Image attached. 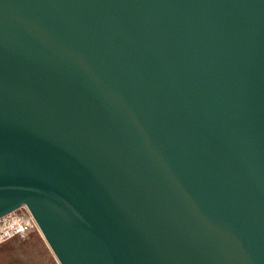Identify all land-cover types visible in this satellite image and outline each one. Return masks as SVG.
Here are the masks:
<instances>
[{"label": "water", "instance_id": "1", "mask_svg": "<svg viewBox=\"0 0 264 264\" xmlns=\"http://www.w3.org/2000/svg\"><path fill=\"white\" fill-rule=\"evenodd\" d=\"M60 264H264V0H0V218Z\"/></svg>", "mask_w": 264, "mask_h": 264}, {"label": "rangeland", "instance_id": "2", "mask_svg": "<svg viewBox=\"0 0 264 264\" xmlns=\"http://www.w3.org/2000/svg\"><path fill=\"white\" fill-rule=\"evenodd\" d=\"M0 264H60L36 228L24 237H15L0 244Z\"/></svg>", "mask_w": 264, "mask_h": 264}, {"label": "built area", "instance_id": "3", "mask_svg": "<svg viewBox=\"0 0 264 264\" xmlns=\"http://www.w3.org/2000/svg\"><path fill=\"white\" fill-rule=\"evenodd\" d=\"M16 218L19 219V221H26L27 224L24 227L17 228V231H15L13 235L9 237V239L7 240L13 239L18 236L24 237L25 235L29 234L33 229L37 228L36 220L32 212L26 205H22L18 207L17 209L13 210L12 212L0 218V220L3 219L4 221H6V220L16 219ZM11 229L13 228H10V230Z\"/></svg>", "mask_w": 264, "mask_h": 264}, {"label": "bare ground", "instance_id": "4", "mask_svg": "<svg viewBox=\"0 0 264 264\" xmlns=\"http://www.w3.org/2000/svg\"><path fill=\"white\" fill-rule=\"evenodd\" d=\"M26 224H27L26 221H19V219L17 218L6 220V221L1 219L0 220V244H2L4 241L5 242L8 241L7 239H9V237H11L13 233L17 231V228L24 227ZM10 228H13V229L10 230ZM37 228L40 230L38 224H37Z\"/></svg>", "mask_w": 264, "mask_h": 264}]
</instances>
